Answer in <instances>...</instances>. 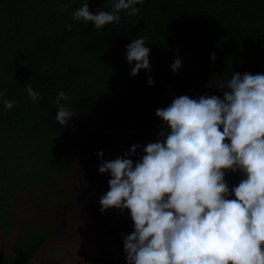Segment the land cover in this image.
Here are the masks:
<instances>
[{"label":"trees","instance_id":"16d2710c","mask_svg":"<svg viewBox=\"0 0 264 264\" xmlns=\"http://www.w3.org/2000/svg\"><path fill=\"white\" fill-rule=\"evenodd\" d=\"M88 2L94 14L110 11L107 0ZM82 3L0 0V91L15 101L10 110L0 103V262L65 224L80 184L100 202L110 179L101 159L157 141V108L181 94L223 98L233 72L264 73V0H143L138 15L121 12V23L99 30L73 19ZM145 35L151 72L132 76L125 46ZM28 82L40 94L35 103ZM60 91L76 113L66 126L55 120ZM243 178L225 177L230 188ZM26 207L34 214L22 220ZM112 209L134 230L130 210Z\"/></svg>","mask_w":264,"mask_h":264},{"label":"clouds","instance_id":"9594fccd","mask_svg":"<svg viewBox=\"0 0 264 264\" xmlns=\"http://www.w3.org/2000/svg\"><path fill=\"white\" fill-rule=\"evenodd\" d=\"M140 3L107 0L110 11L94 14L83 0L72 16L99 30L121 23V12L138 15ZM147 40L138 36L125 46L132 76L151 72ZM181 67L177 57L171 69ZM147 83L154 86V78L149 75ZM25 88L37 102L40 94L31 83ZM223 88V98L175 96L156 109L162 122L157 141L101 159L99 172L110 173V179L100 211L130 210L134 222V230L122 234L127 264H264V73L233 72ZM69 99L64 91L55 98V120L65 126L76 114L62 103ZM0 103L10 110L15 101L0 91ZM138 149L142 155L134 162L129 157ZM228 170L244 177L231 188Z\"/></svg>","mask_w":264,"mask_h":264},{"label":"rangeland","instance_id":"374dc122","mask_svg":"<svg viewBox=\"0 0 264 264\" xmlns=\"http://www.w3.org/2000/svg\"><path fill=\"white\" fill-rule=\"evenodd\" d=\"M102 205L80 184L61 227L39 231L33 245L0 264H127L122 234L131 230L114 209ZM34 212L24 208L22 220Z\"/></svg>","mask_w":264,"mask_h":264}]
</instances>
